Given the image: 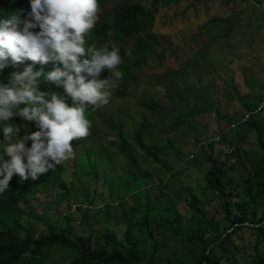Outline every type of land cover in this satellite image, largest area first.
I'll return each mask as SVG.
<instances>
[{
	"label": "trees",
	"instance_id": "obj_1",
	"mask_svg": "<svg viewBox=\"0 0 264 264\" xmlns=\"http://www.w3.org/2000/svg\"><path fill=\"white\" fill-rule=\"evenodd\" d=\"M148 1L149 5L144 0H98V10L110 3L113 6L103 9L86 42L119 49L122 59L118 68L122 76L115 80L112 88L115 96L127 94L133 74L142 68L148 57L162 55L165 51L164 42L151 31L154 15L160 7L180 0ZM229 1L219 0L221 5L223 2L229 4ZM0 10L19 11L23 17L30 11V6L28 0H0ZM246 14V8L239 12L229 9L225 15L211 18L203 27L209 31L211 40L219 36L221 39H235ZM192 36L195 38L198 34ZM28 64L34 71L38 68L48 71L53 67L51 61L40 65L25 59L8 63L0 69V77L20 71ZM56 66H59L58 62ZM249 86L247 84L248 93L242 96L236 86H232L241 109L231 116L226 115V124L218 140L224 145H232V150L226 154L234 153L239 160L248 163L252 175L245 178L236 172L228 174L227 155L224 156L222 149L214 153L212 141L195 149L191 159L176 153L177 162L186 166L209 161L210 167L205 175L209 189L203 196L207 199L214 195L212 210L206 211L191 199L193 210L187 220L181 222L180 213L172 209L176 201L163 203L169 194L163 193L157 185H147L144 179L149 175L145 168L147 163L157 164L163 171L161 177L168 174L166 187L177 171L173 162L161 155L167 154L168 146L174 148L173 145L162 138L153 139V122L144 115V112L162 114L163 109L152 98L140 100L139 119L127 133L123 126L125 118L109 114L102 119L107 127L117 131L118 142L114 151L97 150L82 138L70 140L75 152L71 175L77 182L72 190L60 173L50 169L36 180H20L17 174L13 175L9 188L0 193V264H264V143L248 140L245 144L233 135L241 129L256 135L264 131V107L259 108L264 90ZM38 88L63 94L62 89L46 81H41ZM205 91L208 100L212 101L210 89ZM99 109L90 106L86 109V117L91 123H95L94 114ZM10 120L18 125L26 124L29 132L36 130L30 121L16 116ZM178 120L183 121V118L178 117ZM226 130L229 132L224 135ZM23 132L22 128L18 134ZM29 144L27 141L26 146ZM115 155L120 160L119 167L115 165ZM100 162H105L104 171L110 177L118 175L119 170L124 174L116 203H104L101 207L112 219L113 227L100 223L94 225L89 220L97 186L95 182L86 184L85 177L98 180ZM47 188L57 189L64 200L72 196L73 201L78 202V225L86 226L87 230L72 227L73 214L69 212L64 214L61 222L33 213V196ZM109 196H113L111 191ZM196 200L201 201L198 196ZM22 206L28 207L30 215L45 228L38 230L25 219L13 220L24 214ZM216 216H219L218 220L214 219ZM8 220H13L12 224L7 223ZM121 224L124 230L118 237L115 228ZM134 228L138 229V236L133 235Z\"/></svg>",
	"mask_w": 264,
	"mask_h": 264
},
{
	"label": "rangeland",
	"instance_id": "obj_2",
	"mask_svg": "<svg viewBox=\"0 0 264 264\" xmlns=\"http://www.w3.org/2000/svg\"><path fill=\"white\" fill-rule=\"evenodd\" d=\"M144 3L149 5L148 0H144ZM220 3L219 0H180L178 3L160 7L154 15L151 31L157 39L164 42L165 51L161 56L154 55L146 59L142 68L133 74L127 94L115 96L111 90L107 104L95 111V123H91L89 134L82 138L97 150L114 151L113 148L118 142L117 131L107 127L102 119L109 114L125 118L126 124L124 122L123 126L127 133L139 119L140 100L152 98L158 103L164 113L144 112V115L153 122V139L162 138L173 145L174 148L168 146L167 154L161 155L173 162L177 172L170 177L167 183L169 187H166L168 174L161 177L163 171L158 165L147 163L145 168L149 175L144 179L147 185H157L163 193L169 194V197L163 199V203L176 201L172 209L175 213H180L181 222L187 220L189 212L193 210L191 199L209 212L213 208L211 202H215V197L210 195L206 199L203 196L209 189L205 180L210 167L209 161L202 160L198 166H186L177 162V154L191 159L195 149L205 145L207 141H212L214 153L217 154L222 149L225 156L233 147L220 143L219 133L226 124V115L231 116L241 109L232 86H236L240 96L248 93L247 84L250 88L260 87L264 90V15L247 0H230L229 4L223 2L222 5ZM112 6L113 3L101 6L98 19L103 9H110ZM245 8L247 14L240 22L235 39H221L220 36L210 39L209 31L203 26L211 18L225 15L229 9L239 12ZM196 34L198 36L193 38L192 35ZM235 48L239 50L236 51ZM108 76L109 72L105 68L97 78L104 79ZM110 83L114 85L116 82L113 80ZM207 88L211 91L212 101L208 100L205 91ZM178 117L183 118V121H179ZM228 132L226 130L224 135ZM233 135L245 144H248V140L252 143H264V131L256 135L254 132L247 134L241 129ZM207 148L204 147L205 150ZM226 155L228 174L236 172L235 174L245 178L252 175L248 163L239 160L234 153ZM74 156L64 161V167L62 162V165L57 164L54 169H50L60 173L71 190L77 184L71 175ZM243 157L246 158L245 155ZM114 161L119 167L120 160L116 155ZM104 165L105 162L98 163V180L91 176L85 177L86 184L95 182L97 186L94 202L90 206L89 220L94 225L100 223L113 227L112 219L101 207L104 203H116L124 174L123 170H119L118 175L116 173L110 177L105 173ZM109 187L113 196H109ZM196 196L200 197L202 203L196 200ZM31 203L34 214H43L42 216L50 220L61 222L66 212L72 213V227L81 231L87 230L86 226L78 225V202L73 201L72 196L64 200L57 189L47 188L36 192ZM67 203L71 204L70 207L66 206ZM22 211L24 214L14 217L13 220L25 219L38 230L45 228L30 215L28 207L22 206ZM218 218L216 216L214 219ZM13 220H8L7 223L12 224ZM123 230L122 224L115 228L118 237ZM132 233L138 236V229L134 228Z\"/></svg>",
	"mask_w": 264,
	"mask_h": 264
},
{
	"label": "clouds",
	"instance_id": "obj_3",
	"mask_svg": "<svg viewBox=\"0 0 264 264\" xmlns=\"http://www.w3.org/2000/svg\"><path fill=\"white\" fill-rule=\"evenodd\" d=\"M28 3L30 11L23 17L19 11L0 10V69L25 59L40 65L51 61L53 67L34 71L28 64L0 77V193L9 188L14 174L20 180H36L72 159L70 140L86 137L91 128L86 109L107 104L114 87L110 81L122 76L117 47L86 42L98 20V0ZM105 68L109 76L98 79ZM41 81L63 94L40 90ZM14 116L32 122L36 130L13 123Z\"/></svg>",
	"mask_w": 264,
	"mask_h": 264
},
{
	"label": "built area",
	"instance_id": "obj_4",
	"mask_svg": "<svg viewBox=\"0 0 264 264\" xmlns=\"http://www.w3.org/2000/svg\"><path fill=\"white\" fill-rule=\"evenodd\" d=\"M247 1H250L264 15V0H247ZM260 107H264V97L259 105V108Z\"/></svg>",
	"mask_w": 264,
	"mask_h": 264
}]
</instances>
